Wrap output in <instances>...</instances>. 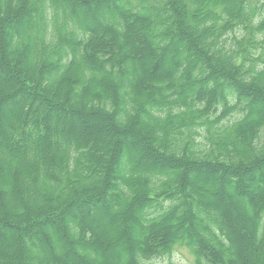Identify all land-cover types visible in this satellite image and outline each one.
<instances>
[{
    "label": "trees",
    "instance_id": "16d2710c",
    "mask_svg": "<svg viewBox=\"0 0 264 264\" xmlns=\"http://www.w3.org/2000/svg\"><path fill=\"white\" fill-rule=\"evenodd\" d=\"M118 1L110 14L118 17L117 24L104 29L112 45L103 51V36L75 23L80 10L96 9L102 0H0L1 81L6 90L20 91L25 98L4 122L0 138L11 140L10 150L3 146V151L10 156L7 173L14 187L33 200L10 209L3 201L8 190L0 189V264H28L36 257L42 264H162L170 262L176 247L191 251L192 264H264V198H245V209L256 220V233L236 246L220 205L211 206L209 193L200 195L185 179L188 170L196 174L203 170L213 174L211 181L216 184L227 174L226 186L232 193L238 182L235 170L243 172L249 164L251 171L264 167V108H254L249 97L264 100V0ZM149 9L151 18L145 13ZM31 15L35 19L30 22ZM136 26L147 56L172 62L167 71L160 62L146 64L142 78L128 83L120 68L128 54L117 37L126 36L128 46L140 51ZM175 30H182L187 48L172 46ZM1 69L14 73L16 79L6 78ZM59 70L62 77L53 81ZM209 76L225 80L228 86L217 84L204 94V86L213 85ZM123 81L127 95L116 88L123 89ZM196 87L197 92L191 93ZM227 87L232 89L228 95ZM32 100L51 112L57 111L55 104L60 113L68 110L71 118L81 111L92 124L81 133L71 118L51 121L49 112L38 116ZM101 122L111 128V146L105 151L96 138ZM126 136L147 144L161 161L175 162L181 172L171 175L165 168L157 171L145 164L141 169L136 164L116 177ZM50 138L60 148L52 155L45 154ZM27 152L30 165L18 157ZM132 171L140 176L127 185ZM29 172L32 186L27 188ZM39 180L48 184L41 194L36 189ZM258 191L264 193V178ZM102 192L116 205L123 203L119 215L109 220L118 232L111 240L96 237L88 210L84 217L78 210L83 198L93 204L91 196ZM97 211L104 217L102 209ZM147 212L151 216L143 227L139 215ZM74 214L78 219L57 221ZM130 228L137 233L133 237ZM7 230L17 232L15 253L4 246ZM141 230L152 236L151 246L139 243ZM58 237L75 262L56 257L62 244ZM76 249L84 252L81 257ZM246 249L251 254L244 263L238 255Z\"/></svg>",
    "mask_w": 264,
    "mask_h": 264
},
{
    "label": "rangeland",
    "instance_id": "374dc122",
    "mask_svg": "<svg viewBox=\"0 0 264 264\" xmlns=\"http://www.w3.org/2000/svg\"><path fill=\"white\" fill-rule=\"evenodd\" d=\"M118 0H112V1H108V0H102V3L98 4V7H94L96 9H93V7L91 6V8L89 10L85 11H81L78 12L77 14V19H75V23L77 25V27L81 30L83 29H91V34L94 30H96V37H102L103 36V40L105 41L102 44V50L103 49H107V47H110L111 44V40L110 37H106L105 33L104 34V29L106 30L107 28H114L115 25L117 24L118 21V17L113 14L110 15L111 12L118 7ZM151 2H149L148 4H150ZM1 5V2H0ZM149 6V5H146ZM145 11V10H144ZM152 9H149L148 11H146L145 13H147L148 17L151 18L153 13H152ZM110 15V16H109ZM161 18L164 20H168V18H166V14L161 15ZM34 17L31 15L30 16V22L31 20L34 21ZM136 28V34L138 37V40H140V42H138V44L136 45V47L140 48L139 49H135L132 46H128V41L126 42V36H121V40H119L120 37H117V42L119 41V46H121L122 50L128 54V57L126 58V60H124L122 66H120L121 70H124L127 73V82L128 83H134L136 80H139L142 78L143 74H144V67L146 64H151L154 62H160L162 68L164 69L163 71H167L168 68L170 67V63L172 62V60H167L164 59L163 61L160 60V58L158 57H154V59H151L147 56V53L145 51H143V46L141 45V39L142 37L141 35V30L138 26L135 27ZM182 31V30H181ZM179 31V30H175L171 36V43L172 46H175L177 44L181 45L183 48H187L188 44L185 43V36L184 34ZM25 35H28V33L26 32ZM123 37V40H122ZM125 37V40H124ZM160 37V36H159ZM161 38V37H160ZM158 39V38H157ZM122 43V45H121ZM172 49V47H171ZM169 49V54H170V50ZM65 50H67L65 48ZM110 50V49H109ZM136 50V52H135ZM86 51V48H85ZM104 51V50H103ZM143 51V52H141ZM134 52V53H133ZM137 52L139 53V56H141V59H138V55ZM141 52V53H140ZM136 53V54H135ZM117 55L120 58L119 52L117 53ZM172 55V54H171ZM180 55L181 52H179L176 55V59L179 60L180 59ZM117 56V57H118ZM191 56V51L188 50L187 51V59ZM51 65H54V63H52ZM121 65V64H119ZM203 65V64H202ZM201 65V67H202ZM3 73H5L6 78L8 77H12V79H16L14 76V73L12 72H6L4 71V69H1ZM59 76L55 78V80L53 81H59L60 77H62L63 71L59 70ZM3 75H0V133H2L4 131V122L7 121L9 119V117L11 116L12 113L15 112L17 105H19L21 102H23V100H25L24 96L21 95V92L19 91L18 93L15 92V94H12L11 91L6 90V85L5 83H3V81H1ZM207 81H211L212 82V86L211 84L204 86V94H208L209 89H211V87H214V85L219 84V86H228L227 82L225 80L219 79V78H213L211 76H209ZM221 81H223L222 84ZM127 82L123 81V83L126 85L124 86L123 89H120L119 86H117V90L121 91L120 93H122L123 95H127ZM147 89H149L146 85V87L144 88V91L147 93ZM199 88H194L193 91L191 93H195L197 92ZM232 91V89L229 87H227V91H226V95H228L230 92ZM244 96V94H242ZM252 102V106L254 108H264V100L262 98H254L252 97V95L249 96ZM254 98V99H253ZM33 103V109L36 108L39 112H38V116H46L49 112V117L52 120H56L58 117H62L65 119H70L71 115H69L67 112L68 110H65L63 113H60V108L57 105H52L53 108L57 111H50L46 108H44L43 106H41L39 103H36L35 100H32ZM63 107V106H62ZM73 107V106H71ZM66 109V108H65ZM67 111V112H66ZM64 114V115H63ZM77 115L80 116H72V122L77 123L78 127L77 129L83 133L85 130H87L88 125L92 124V121L90 119V116H87L85 114H83L81 111H77L76 112ZM119 123V122H118ZM143 124L145 125H149V122L143 120ZM57 130L59 129L58 127V123H55ZM101 127H99V135L96 137L98 139V142L101 143V148L105 151L108 150L109 147L111 146V140L109 138L110 135V126L108 125L107 122H101L100 123ZM120 126H122L121 124H119ZM54 138L51 139L50 138V149L48 150V152H46L45 154H55L57 152H59L60 148H56L58 147L57 145L54 144ZM57 142H59L56 139ZM11 144V140L8 137V139L6 138V141H4L2 138H0V189L4 190L7 189L8 190V195H5L3 198L4 204L6 205L7 208L13 209V208H17L18 206H24V202H28V204H33V200L32 198L29 196L28 193H24L22 191L17 190L14 187L13 182L11 181V177L8 175L7 173V163L8 161H10V156H7V153H5V151H3V146L7 147V150H10V146ZM42 145V144H41ZM121 153L123 154V160L119 162V166L116 171V177L121 176L122 174H124L123 170L125 168H127L128 166H130L131 168L134 167V165H138V167H140L141 169H144L146 166L145 164H150L153 166L154 169L161 170L164 169L166 172H168L169 174H175L177 175L178 173L181 172L180 168H177L176 163L172 162V161H161L160 159H158L156 157V155L150 150V148L147 146V144L145 145L144 142L140 141L139 139L133 137V136H126L125 142L122 141L121 143ZM29 153L27 152L26 155H19V160H23L26 159L27 163L29 162ZM97 155V154H96ZM110 155V154H109ZM124 156H126L127 158H124ZM24 157V158H23ZM104 161L107 160V157L104 156ZM127 159V160H125ZM18 160V161H19ZM121 160V159H120ZM114 161V160H113ZM147 161V162H144ZM29 165L31 164L28 163ZM251 166L249 165H245V167L243 168V172H238V171H234L233 173L236 174L237 173V177H238V182L237 185L235 186L234 190L232 193H230L228 187L226 186V179H227V174H225L223 176V178L220 180V182L218 181L216 184L213 183L211 181V178L213 177V174L211 173H206L205 171L201 170L199 171V173L196 174V172L194 170H188L189 172L186 174L185 179L188 181L189 186L192 188H195L197 190V193H199L200 195L204 196L207 195L208 193V201L210 202L211 206H217L220 205L219 209L221 210L223 217L225 219H227L228 221V227L231 231V233L235 234L234 236L236 237V246L237 244H243V243H247L250 241L251 237H255V233H256V227H255V217H250L249 216V212L246 211L244 203L246 201V199H255V200H260L262 198H264V193L261 191H258V187H259V182L260 180H263L264 177L261 178L262 175V171L264 170L262 168L259 169H255L253 171H251V169H249ZM45 168H47V166H45ZM114 168V167H113ZM241 171V170H240ZM134 172V171H132ZM259 173V176H258ZM29 175V179L30 182L27 186V188H29V186H32V176L31 173H28ZM99 174H97V171L95 173V176L98 177ZM132 175V178L128 179L127 185L129 184H133V179L135 177H139L140 173H136L134 172ZM113 183V182H110ZM47 183L44 182L43 180H39L37 181V186L36 189L38 191L39 194H41L43 192V188L47 187ZM244 187V189L240 188V187ZM89 189V187H86ZM87 189V190H88ZM106 192L109 193H114V191H108L106 190ZM106 192H102V193H96L93 194L91 197L94 198V203L90 204L89 202H87L86 198H83L81 200V207L78 208L79 210V214L81 217L85 216V211L88 210V217L89 219L92 221V223L94 224V229H95V235L96 237L99 238H106L108 240L113 239L114 237L117 236L118 232L117 230H115L112 225H110V218L112 216L116 217L119 215L121 209H122V202H119L117 205L111 200L112 198H109L106 194ZM207 192V194H206ZM215 196H218L217 198ZM100 198H103L102 200H100ZM246 198V199H245ZM34 201H38L39 200L36 197H33ZM31 201V202H30ZM126 201V199L124 200ZM83 202V203H82ZM36 203V202H35ZM99 209H102L103 213H104V217L102 216L101 212L97 211ZM132 214L135 215L136 211L132 210ZM245 214V215H244ZM77 214H74V218L72 216L69 215H63V217H58L59 221L60 219H66V220H70V219H78V216H76ZM143 216V217H142ZM140 216L139 215V221H140V225H142L144 227L145 222L149 219V217L151 216V214L149 212L145 213L144 215ZM49 216H46L45 219H49ZM107 217V218H106ZM182 217V216H181ZM177 219L179 220V222L181 221L182 218H180V215H177ZM178 222H176L174 225H177ZM12 226L14 225L13 222L10 223ZM178 226V225H177ZM14 227V226H13ZM15 229V227H14ZM47 234H50L49 230H46ZM133 233H132V232ZM179 233L183 232L181 229L177 230ZM130 232L132 233V237L134 235V233H136V231L133 228H130ZM137 234V233H136ZM199 234V233H198ZM17 232L14 230L12 231H5L3 233V237L5 238L4 241V246L6 247V250H10L12 249L13 253L16 252L17 247H16V243L15 240L17 239ZM68 236L70 238H74L76 239L77 237H74L73 235L71 236L69 229H68ZM60 237V236H59ZM58 237V238H59ZM139 237V243L143 244V243H148L149 246L152 245L153 241L152 240V236H148L147 233H145V230H141L140 233L138 232V236ZM59 242L62 243L61 247H60V251L56 253V257L60 258V259H67V261L70 262H75L73 257H71V251L69 249V247L66 246V244L64 245V243L62 242V239L59 238ZM71 239V240H72ZM73 239V240H74ZM51 242L52 239L50 238ZM133 240V239H132ZM75 241V240H74ZM55 243V242H54ZM53 244V242H52ZM114 251L116 252V248L114 249ZM118 252V251H117ZM75 253L78 256H82L84 252H81V250L79 251L78 249H76ZM87 254V253H86ZM251 254V251L249 250H244L243 252L240 253L239 259L240 261L246 263L248 260V257ZM119 255V254H118ZM136 259V258H135ZM108 260L110 261V259L108 258ZM42 264V261H40V258L36 257V259H33L30 263L28 264ZM239 260H235V263H237ZM192 262V258L190 256V254L188 253V251L185 248H179V250L176 251V253L170 258V262H163L162 264H191ZM27 264V263H26Z\"/></svg>",
    "mask_w": 264,
    "mask_h": 264
}]
</instances>
